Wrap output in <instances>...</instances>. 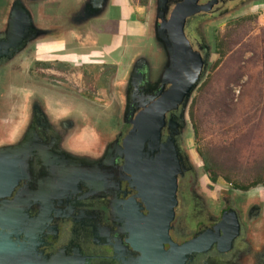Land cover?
Masks as SVG:
<instances>
[{
	"label": "rangeland",
	"instance_id": "1",
	"mask_svg": "<svg viewBox=\"0 0 264 264\" xmlns=\"http://www.w3.org/2000/svg\"><path fill=\"white\" fill-rule=\"evenodd\" d=\"M117 1L109 8L115 16ZM16 2L7 0L0 9V33L8 31ZM124 4L136 23L126 35L123 31L126 40L118 52L79 64L57 57L66 51L56 42L45 54L37 50L39 59L52 66L35 68L28 54L5 65V77L0 79V138L5 129L4 138L15 134V143L23 141L32 123L31 108L38 104L44 108L47 125L62 129L65 147L81 156L108 154L126 123L125 88L133 63L146 57L147 83L155 88L167 56L154 35L157 0H125ZM77 8L78 0H60L56 12L66 16ZM203 33L211 56L187 108L182 148L201 175L203 187H212L214 179L222 188L252 187L245 201L259 203L258 196L264 192V5L258 0L235 5L228 15L206 24ZM102 40L111 45L109 37ZM57 62L66 66L59 68ZM254 228L263 248L264 215Z\"/></svg>",
	"mask_w": 264,
	"mask_h": 264
},
{
	"label": "flooded vegetation",
	"instance_id": "2",
	"mask_svg": "<svg viewBox=\"0 0 264 264\" xmlns=\"http://www.w3.org/2000/svg\"><path fill=\"white\" fill-rule=\"evenodd\" d=\"M119 1L117 17L127 25L125 0ZM246 1L250 0H200L199 5L205 7L213 2V7L186 22L185 34L194 52L209 63L211 47L203 33L204 26ZM6 2L0 0V9ZM44 2L49 3L47 8H52L46 15H55L60 0ZM176 6L174 2L170 4V14ZM40 7L31 6L36 21ZM107 30L112 41L113 31ZM126 30L125 26V33ZM62 35L58 36L62 38ZM5 37L0 34V40ZM26 54L33 57L31 63L35 68L52 66L39 59L42 55L35 46ZM63 55L60 52L56 56ZM9 61V58L0 59V79L5 77L4 67ZM57 66L63 68L66 64L57 62ZM41 108L38 104L32 106V123L25 134L32 140L34 155L26 165L25 178L10 197L0 199V219L5 211L20 213L21 220L35 232L39 251L50 261L55 264H242L247 258L244 264H264V247L259 248L254 228L264 215V205L259 200V203L245 201L249 191L222 188L214 180L212 187H203L201 175L183 151L182 138L178 142L183 168L178 176L177 207L165 235L163 221L148 220L151 211L133 186L130 175L123 170L125 161L119 158L112 163L110 154L100 158L93 152L82 156L74 153L64 146L62 129L47 125ZM141 111L126 117L114 145H123L133 129L127 122L136 119ZM5 131L0 138V151L22 142H14L15 134L10 139L4 138ZM168 135L166 129L163 142ZM237 201L240 207H236ZM209 210H213L212 215H208ZM25 213L28 219L24 218ZM235 219L239 233L231 242L236 233ZM201 236H205V242L199 246L201 251L181 255L180 248Z\"/></svg>",
	"mask_w": 264,
	"mask_h": 264
},
{
	"label": "water",
	"instance_id": "3",
	"mask_svg": "<svg viewBox=\"0 0 264 264\" xmlns=\"http://www.w3.org/2000/svg\"><path fill=\"white\" fill-rule=\"evenodd\" d=\"M44 1L17 0L8 31L2 32L6 37L0 40V59L9 58L12 61L25 55L31 46L36 49L45 45L53 46L56 42L63 43L67 33L69 36L79 33L83 39L85 60L75 62H87L100 57L93 51V42L97 41L101 50L106 46L102 39L108 37L107 29H119L115 25V14L111 9L109 11L111 2L116 0H78L79 8L70 10L66 16H59L55 9V15L51 17L46 13L52 8H47L49 3ZM172 2L177 6L170 14ZM199 2L157 0L154 35L167 54L162 78L155 88L149 87L146 57L142 55L133 63L134 72L125 88V115L129 118L134 116L135 111H142L132 122H127L133 125V129L124 139L123 145L115 144L108 152L112 163L119 158L125 161L123 170L130 175L133 186L151 211L148 220L163 221L165 235H168L170 222L174 219L178 176L183 168L178 141L187 124V108L208 69V62L198 52H194L185 34L189 18L200 12H209L213 7V2L205 7ZM258 4L263 6L264 0H258ZM32 5L44 7L42 14H37V21L31 11ZM60 33H63L62 38L58 36ZM119 38L114 42L116 48L113 53L118 52L125 43L124 36L118 45ZM78 44L73 41L70 50L74 53L83 51V45L81 47V43ZM166 129L169 135L163 142ZM26 135L17 147H6L0 151V199L10 197L13 189L26 176V165L34 155L32 140ZM99 171L101 176V166ZM5 212L0 219V264H55L39 251L40 244L35 232L21 220V214L17 211L15 215L14 212ZM24 218L28 219L27 213ZM237 223L236 220V233L232 235L231 242L239 233ZM204 240L205 236H201L180 248L179 252L181 255L199 252Z\"/></svg>",
	"mask_w": 264,
	"mask_h": 264
},
{
	"label": "crops",
	"instance_id": "4",
	"mask_svg": "<svg viewBox=\"0 0 264 264\" xmlns=\"http://www.w3.org/2000/svg\"><path fill=\"white\" fill-rule=\"evenodd\" d=\"M119 2L120 1H117V5H119ZM42 10L44 11V7L43 6L39 8V11H38L39 15L42 14V12H41ZM116 19H117V23L115 22L116 23L115 25H117V27H119V29L112 32L113 33L112 34L113 37H112V41H111V46H104L100 50L99 49V46H100L99 43H97V41L95 39H93L94 41H96L95 43L93 42V45H92V46H94V50L93 51L96 52L98 56L105 57L106 55H110L111 53H113L114 52L113 50H115V48H116L114 46V42H115L116 38H119L120 37L119 38L120 41L118 43V45H119L120 42H121V38L126 35V33L124 31L125 26H126V29H128V28L131 29L132 28V25L136 23V20L133 19L132 12L130 10H127V20L125 19V21H128V24L127 25H125L124 22L122 23L117 16H116ZM123 31H124L125 35L123 34ZM110 32L111 31H109V33ZM73 41H75L76 43H79L78 45H80V43H81V47H82V45H83V43H82L83 39H81V35L79 33H75L74 35H71V36H69L68 33H67V35H65V40L62 43L63 44L62 46H64L66 53H65V55H63V56H61L59 58L69 59L72 62L74 61L73 63H75V61H78L80 59L81 60H85V56L83 55L84 54V45H83V48H81V50H83L81 52L79 50L76 53H74L73 50H70V48H71L70 47V44ZM38 49L42 53L45 54L46 51H48V49H49V45H45L42 48H38ZM38 53H40V52H38ZM80 55H82V56H80ZM82 63L84 64V63H87V62L84 61ZM258 198H259V201H260L261 205L263 206L264 205V192H260Z\"/></svg>",
	"mask_w": 264,
	"mask_h": 264
},
{
	"label": "trees",
	"instance_id": "5",
	"mask_svg": "<svg viewBox=\"0 0 264 264\" xmlns=\"http://www.w3.org/2000/svg\"><path fill=\"white\" fill-rule=\"evenodd\" d=\"M214 181H216V179H214ZM256 186L257 185L254 184L253 187H256ZM250 188H252V187H250ZM250 188L249 187H243V186H241V187H238L237 189H240V190H243V191H248Z\"/></svg>",
	"mask_w": 264,
	"mask_h": 264
},
{
	"label": "bare ground",
	"instance_id": "6",
	"mask_svg": "<svg viewBox=\"0 0 264 264\" xmlns=\"http://www.w3.org/2000/svg\"><path fill=\"white\" fill-rule=\"evenodd\" d=\"M139 103V102H138Z\"/></svg>",
	"mask_w": 264,
	"mask_h": 264
}]
</instances>
